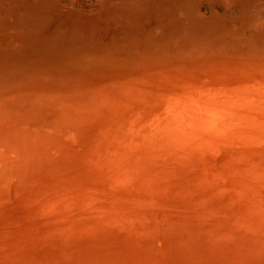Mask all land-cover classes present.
Wrapping results in <instances>:
<instances>
[{"label": "rangeland", "instance_id": "1", "mask_svg": "<svg viewBox=\"0 0 264 264\" xmlns=\"http://www.w3.org/2000/svg\"><path fill=\"white\" fill-rule=\"evenodd\" d=\"M261 118L264 0H0V264H264Z\"/></svg>", "mask_w": 264, "mask_h": 264}, {"label": "bare ground", "instance_id": "2", "mask_svg": "<svg viewBox=\"0 0 264 264\" xmlns=\"http://www.w3.org/2000/svg\"><path fill=\"white\" fill-rule=\"evenodd\" d=\"M214 102H215V101H214ZM218 102H220V101H218ZM218 102H217V103H218ZM228 103H229V102H228ZM239 103H240V102H239ZM230 104H231V103H230ZM217 105L219 106V103H218ZM217 105H216V106H217ZM240 105H241V104H240ZM229 106H231V105H229ZM208 107L210 108V105H209ZM237 107H239V106H237ZM206 108H207V107H206ZM207 109H208V108H207ZM207 109H206V110H207ZM227 109L229 110V109H231V108H227ZM223 110H225V109H223ZM261 110H262V109H261ZM213 111H214V110H213ZM227 113H228V112H227ZM238 113H239V112H238ZM240 113H241V112H240ZM256 113H257V112H256ZM224 114H225V113H224ZM238 116H239V115H238ZM239 117H240V116H239ZM250 117H251V115H250ZM243 119H244V118H243ZM261 119H262V118H261ZM262 121H264V120L262 119ZM256 122H257V119H256ZM258 122H260V121H258ZM203 123H204V122H203ZM193 124H194V123H193ZM196 125H200L199 122H197ZM213 125H214V124H213ZM193 126H194V125H193ZM208 127H209V126H208ZM210 127H212V126H210ZM193 128H194V127H193ZM212 128H213V127H212ZM214 128H215V127H214ZM214 128H213V129H214ZM194 129L196 130V128H194ZM194 129H192V130H194ZM197 130H198V129H197ZM210 130H211V129H210ZM255 131H256V130H255ZM257 131H260V132H254L253 134L250 135V137L247 136V137L249 138L248 140H246L245 137H244V140H245L246 142L243 140V138H241L245 143H244L243 141H242V142H243V143H242V142H241V139L239 140L240 142L238 141L240 145H241V143L244 145V147H242V145H241V146L238 145V149H239L241 152H243V150L246 148L245 150L247 151L248 154H247L246 152H243V153L246 154V155L243 156L242 153H241L240 151H238V154H239L240 156L237 154L238 156H235V157H239V159H241V157L243 156V157L247 158L248 160H249V158L256 160V163H255V165H256V166H255L256 171L254 172V174H255L256 177H257V175L260 173V177H257V178H256L257 181H260V180H259L260 178H264V164L262 165V168L260 167V165L262 164V162H263L264 160H263L262 162H260V161L257 162V161H258L257 159H258L259 157L261 158L262 156H264V152L261 151V148H262V150L264 151V129L261 128L260 130H257ZM201 132H202V131H201ZM201 132H200V133H201ZM251 132H252V131H251ZM200 133H199V135H200ZM209 134H210V132H209ZM211 134H213V133H211ZM201 135H202V134H201ZM224 136H225V135H224ZM235 136H236V135H235ZM237 136H238V135H237ZM255 136H256V137H255ZM202 137H204V136H202ZM202 137H201V138H202ZM230 137H231V136H230ZM201 138H200V139H201ZM216 138H217V137H216ZM236 138H237V137H236ZM176 139H177V138H176ZM204 139H205V138H204ZM209 139H210V138H209ZM226 139H227V137H226ZM232 139H233V138H232ZM237 139H238V138H237ZM184 140H185V139H184ZM219 141H220V139H219ZM228 141H230V140H228ZM228 141H227V142H228ZM235 141H236V140H235ZM225 142H226V140H225ZM227 142L224 143V144H222V143H223V142H222L221 145H222L223 147H222L221 145H220L219 147H220V148H221V147H222V148H225V150H226V146H228V147H227V150H228V149H230L231 144H234V143H235V142H234V143H230V145H226ZM236 142H237V141H236ZM217 143H218V142H217ZM234 146H235V144H234ZM234 146H233V148L235 149L236 146H235V147H234ZM169 147H170V146H169ZM240 147H241L242 149H241ZM259 147H261V148H259ZM214 148H215V147H214ZM217 149H218V148H217ZM236 149H237V147H236ZM207 150H208V149H207ZM209 150H210V149H209ZM209 150H208V151H209ZM211 150H212V149H211ZM214 150H215V152H213V151H211V152L215 154L218 150L216 151V148H215ZM220 150H221V149H220ZM220 150H219V151H220ZM230 150H231V149H230ZM230 150H229V152H231ZM235 151H236V150H235ZM222 152H224V154H225L226 151H224V149H223ZM239 152H240V153H239ZM261 152H262V153H261ZM219 153H221V151H220ZM226 154H228V153L226 152ZM261 154H262V155H261ZM206 155H207V154H206ZM228 155H232V153H231V154H228ZM233 155H235V154H233ZM247 155H248L249 157H248ZM207 157H208V156H207ZM235 157H233L234 160L237 159V158L235 159ZM243 157H242L241 160H243ZM156 159H159V158H156ZM201 159H203V158H201ZM208 159H209V158H208ZM228 159L230 160L231 158H228ZM263 159H264V157H263ZM234 160H230V161H234ZM148 161H149V160H148ZM237 161H239V160H237ZM243 161H244V160H243ZM150 162H151V161H150ZM226 162H227V161H226ZM240 162H241V161H240ZM249 162H251V160H250ZM252 162H254V161L252 160ZM252 162H251V163H252ZM227 163H228V162H227ZM227 163H226V164H227ZM235 163H236V162H235ZM244 163H245V162H244ZM251 163H250V164H251ZM226 164H225V165H226ZM230 164H231V165H230ZM230 164H227V165L225 166L224 163H223V166H225L224 168H226V172H228V169L231 170V168H232V162H231ZM233 164H234V163H233ZM234 165H235V164H234ZM241 165H242V168H241V169H243V167H244L245 164H240V166H239V165L236 163V167H238L239 170H238L237 168H236V169L239 171V173L242 171V170L240 171V167H241ZM246 165H247V164H246ZM215 166H216V165H215ZM217 166H219V165H217ZM228 166H231V167L228 168ZM247 166H248V165H247ZM219 167H220V166H219ZM251 167H254V165H252ZM194 168H196V167H194ZM221 168H222V167H221ZM233 168H235V166H233ZM196 169H197V168H196ZM245 169H246V168H245ZM222 170L225 172L224 169H222ZM243 170H244V169H243ZM246 170H247V169H246ZM257 170H258L259 172H258ZM249 171H250V170L248 169V172H249ZM236 172H237V171H236ZM248 172H246V173H248ZM218 173H219V172H218ZM220 173L223 174V172H220ZM237 173H238V172H237ZM203 174H204V173H203ZM226 174H227V173H226ZM240 174H241V173H240ZM240 174H237V175L241 176ZM231 175H232V174H231ZM245 175H246V174H245ZM249 175H250V174H249ZM220 176H224V177H225V174H223V175L220 174ZM258 176H259V175H258ZM226 177H227V176H226ZM226 177H225L224 179H226ZM228 177H229V176H228ZM248 178H249V177H248ZM254 178H255V177H254ZM249 179H250V178H249ZM256 179H255V180H256ZM261 183L264 185V179H263V181H262V179H261ZM202 186H203V185H202Z\"/></svg>", "mask_w": 264, "mask_h": 264}]
</instances>
